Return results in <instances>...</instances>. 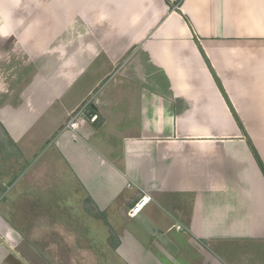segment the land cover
<instances>
[{
  "label": "crops",
  "instance_id": "crops-1",
  "mask_svg": "<svg viewBox=\"0 0 264 264\" xmlns=\"http://www.w3.org/2000/svg\"><path fill=\"white\" fill-rule=\"evenodd\" d=\"M1 1L17 14L21 3H38L36 16L54 20L45 27L90 33L89 48L110 71L97 85L113 77L90 97L98 123L84 118L58 138L61 175L78 190L54 207L107 209L100 217L112 225L114 200L122 213L124 197L146 192L151 202L129 219L143 243L128 264H264L255 156L264 168V0ZM117 59H127L120 73L109 65ZM19 190L10 202L29 205L30 189ZM3 223L0 215V264H31L32 249L18 247L31 231L12 234Z\"/></svg>",
  "mask_w": 264,
  "mask_h": 264
},
{
  "label": "rangeland",
  "instance_id": "rangeland-1",
  "mask_svg": "<svg viewBox=\"0 0 264 264\" xmlns=\"http://www.w3.org/2000/svg\"><path fill=\"white\" fill-rule=\"evenodd\" d=\"M1 2L0 25L7 20L0 26L2 226L5 232L10 230L13 234L16 230L20 236L31 231L28 241L22 240L18 246L22 254L25 249L27 253L32 249L27 255L31 264H128L129 253L140 248L143 240L142 236L137 237L136 225L129 220L127 212L146 192L124 197L122 213L114 200L108 207L117 214L116 218L112 217V225L104 223L100 217L102 213L109 214L107 209L89 206L80 214L77 208L62 210L54 207L56 202L59 203L60 195L64 194L65 198L78 190L72 179L67 183L61 175L66 169L63 163L67 161L63 150L57 148L58 138L78 130L79 125L68 128L70 121L80 124L86 118L91 122L90 99L99 93L98 87H106L113 77L104 78L97 85L98 78L108 72V67H105L100 52L96 57L94 48H89L90 33L60 32L45 27L47 23L53 25L54 20L50 13L36 16L42 10L38 3H26L27 10L21 3L16 9L22 11L17 14L12 11L14 9L9 10L8 5L3 6L4 1ZM23 20H31L26 30ZM74 59L84 61L76 67ZM88 59H92L90 64ZM126 61L117 59L108 63L113 66L112 72L120 73ZM98 121L96 117L93 123ZM9 130L17 136L15 142L9 139ZM26 146L31 150L27 151ZM34 153L35 159L28 161ZM24 186L33 194L29 205L24 200L19 205L14 203L17 200L10 202L11 193L21 192L18 189ZM57 187L59 194L56 192V199L51 200ZM85 204L90 205L89 201ZM97 215L98 220L94 221L92 217ZM123 251L128 254L123 255L125 258L119 255Z\"/></svg>",
  "mask_w": 264,
  "mask_h": 264
},
{
  "label": "built area",
  "instance_id": "built-area-1",
  "mask_svg": "<svg viewBox=\"0 0 264 264\" xmlns=\"http://www.w3.org/2000/svg\"><path fill=\"white\" fill-rule=\"evenodd\" d=\"M96 119V115L92 116L91 121H94ZM78 122L70 121L68 128L74 129L78 126ZM151 202V198L148 194H143L141 197L136 199V201L131 205V207L128 209L127 217L130 219H134L137 215H139L146 206Z\"/></svg>",
  "mask_w": 264,
  "mask_h": 264
},
{
  "label": "trees",
  "instance_id": "trees-1",
  "mask_svg": "<svg viewBox=\"0 0 264 264\" xmlns=\"http://www.w3.org/2000/svg\"><path fill=\"white\" fill-rule=\"evenodd\" d=\"M249 144H250V142H249ZM250 146H251V144H250ZM254 153H255V151H254ZM255 156H256L257 161H258V163H259V165H260V167L262 168V171H263V173H264V168H263V166H262V164H261V162H260L258 156L256 155V153H255Z\"/></svg>",
  "mask_w": 264,
  "mask_h": 264
},
{
  "label": "clouds",
  "instance_id": "clouds-1",
  "mask_svg": "<svg viewBox=\"0 0 264 264\" xmlns=\"http://www.w3.org/2000/svg\"><path fill=\"white\" fill-rule=\"evenodd\" d=\"M94 122V121H93Z\"/></svg>",
  "mask_w": 264,
  "mask_h": 264
}]
</instances>
